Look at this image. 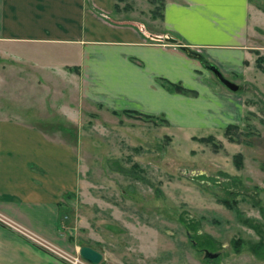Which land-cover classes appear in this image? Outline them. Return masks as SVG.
<instances>
[{"label": "rangeland", "instance_id": "1", "mask_svg": "<svg viewBox=\"0 0 264 264\" xmlns=\"http://www.w3.org/2000/svg\"><path fill=\"white\" fill-rule=\"evenodd\" d=\"M164 1L126 0L110 15L159 32ZM250 2L264 9V0ZM254 31V81L233 78L240 89L225 91L235 99L234 118L213 128L171 127L162 116L89 105L75 124L62 113L68 93L52 88L60 81L48 86L37 69L19 62L39 50L7 46L2 103L10 114L17 106L53 124L40 129L72 153L82 185L64 222L81 245L102 252L100 264H264V30ZM178 44L203 67L213 64L202 48ZM229 125L236 127L227 134ZM206 250L219 255L209 258Z\"/></svg>", "mask_w": 264, "mask_h": 264}, {"label": "crops", "instance_id": "2", "mask_svg": "<svg viewBox=\"0 0 264 264\" xmlns=\"http://www.w3.org/2000/svg\"><path fill=\"white\" fill-rule=\"evenodd\" d=\"M115 5L116 0H0V211L72 252L83 244L64 222V210L82 185L81 170L70 150L40 129L53 124L17 106L10 114L3 105L7 79L1 62L8 45L39 50L19 55V62L37 69L48 86L60 81L52 88L68 93L62 113L75 124L88 105L104 113L162 116L177 128H213L234 118L235 99L199 59L179 44L152 41L133 24L98 13L113 14ZM162 23L153 33L202 48L230 80L254 81L258 48L251 38L256 27L264 30V9L250 0H165ZM163 79L189 91H169ZM0 264L68 263L0 223Z\"/></svg>", "mask_w": 264, "mask_h": 264}, {"label": "water", "instance_id": "3", "mask_svg": "<svg viewBox=\"0 0 264 264\" xmlns=\"http://www.w3.org/2000/svg\"><path fill=\"white\" fill-rule=\"evenodd\" d=\"M131 24L136 26L147 38H149L152 41L156 42H165V43H170V44H177L178 39L174 37L171 34H157L149 31L144 23L141 22H133L130 21ZM185 51H190L189 47L185 46L184 47ZM207 68L212 70L214 74L218 77V79L230 90L232 91H238L240 89V86L233 82L232 80L228 79L220 67L217 64H208L206 65ZM80 254L81 256L91 262L92 264H100L102 259H103V254L99 250L91 247V246H82L80 247ZM206 256L209 258H216L219 254L211 252L209 250H206L205 252Z\"/></svg>", "mask_w": 264, "mask_h": 264}, {"label": "built area", "instance_id": "4", "mask_svg": "<svg viewBox=\"0 0 264 264\" xmlns=\"http://www.w3.org/2000/svg\"><path fill=\"white\" fill-rule=\"evenodd\" d=\"M0 223L20 233L24 237L34 242L40 248L63 259L68 264H92L91 262H89L88 260L84 259L81 256L80 250H78L77 252L69 251L65 249L64 247H61L55 242L51 241L50 239L42 236L41 234L15 221L14 219L10 218L9 216H7L1 211H0Z\"/></svg>", "mask_w": 264, "mask_h": 264}, {"label": "trees", "instance_id": "5", "mask_svg": "<svg viewBox=\"0 0 264 264\" xmlns=\"http://www.w3.org/2000/svg\"><path fill=\"white\" fill-rule=\"evenodd\" d=\"M123 1H126V0H116V10L115 12L117 11V8H119V2H123ZM98 13L106 20L108 21H111L113 23H117V24H128V23H131L130 21H116L114 20L113 18H111V15L110 14H106L104 12H99ZM190 52V51H189ZM260 59V58H259ZM258 59V60H259ZM162 85L167 88L169 91H174V92H181V93H184V92H188L189 90L187 88H185L184 86H182L180 83H173V82H170L169 80H166V79H163L162 80ZM114 113L118 114L119 111H113ZM123 112H127L129 115H136L138 117H142V118H147V119H151L153 120V118L155 116H152V115H149V114H144L142 112H139V111H135V110H124ZM165 119V118H164ZM166 120V119H165ZM167 121V120H166ZM168 122V121H167ZM236 126L234 125H229L227 126L226 128V132L227 134H230L231 133V130L233 128H235ZM211 139V138H210ZM208 139V140H210ZM204 140V139H202ZM240 154H237L236 157H239ZM86 244H83V246H85ZM88 246V245H87Z\"/></svg>", "mask_w": 264, "mask_h": 264}]
</instances>
